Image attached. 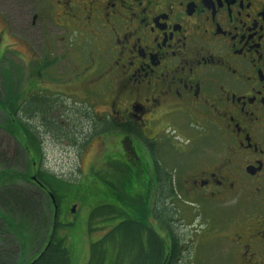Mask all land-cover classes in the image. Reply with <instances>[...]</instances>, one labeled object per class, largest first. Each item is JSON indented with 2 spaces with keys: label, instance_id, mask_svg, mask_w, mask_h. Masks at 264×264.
<instances>
[{
  "label": "flooded vegetation",
  "instance_id": "obj_1",
  "mask_svg": "<svg viewBox=\"0 0 264 264\" xmlns=\"http://www.w3.org/2000/svg\"><path fill=\"white\" fill-rule=\"evenodd\" d=\"M40 1L57 28L90 38L104 63L91 81L108 93L104 110L93 117L81 110L80 127L88 143L117 139L107 146V181L118 188L115 204L125 201L123 214L131 200L142 215L141 243L120 261L112 246L106 256L120 264H211L216 246L215 264H264V0ZM14 87L16 108L30 103L33 111L40 101L48 111L47 88L34 83L21 97ZM42 123L35 131L45 134ZM18 144L27 156L29 142ZM40 158L25 174L54 216L36 260L66 239L59 232L67 225ZM10 188L5 198L24 204L21 188ZM112 215L110 232L121 223Z\"/></svg>",
  "mask_w": 264,
  "mask_h": 264
},
{
  "label": "rangeland",
  "instance_id": "obj_2",
  "mask_svg": "<svg viewBox=\"0 0 264 264\" xmlns=\"http://www.w3.org/2000/svg\"><path fill=\"white\" fill-rule=\"evenodd\" d=\"M46 7L40 0H0V101L5 99L4 80L8 88L14 85L17 93L21 91V97L26 96L25 91L32 84L39 83L38 91L47 88L55 106L50 118L58 121L64 131L74 133L83 125L81 110H90L92 117L93 113L100 116L104 110L108 93L91 82L93 76L103 73L104 63L90 38L80 40L74 33L57 28L52 20L58 22L54 11L49 13ZM25 38L28 45H25ZM47 54L52 64L43 68ZM89 90L93 92L91 97ZM11 104L15 106V102ZM8 117L0 106V185L4 189L0 209L1 263L3 260L8 264L32 263L40 256L47 232L52 229L53 205L34 193L25 174L41 156L45 172L59 180L54 188L63 211L60 220L67 224L61 228L59 236H65L67 240L65 245L70 252L71 264H90L93 252L99 258V248L93 249V246L108 235L109 226L113 224L110 216H98V211L96 220L91 223L92 210L104 204L100 210L112 213L113 207H119L113 196L118 188L108 183L106 172L107 146L117 139L96 138L76 150L68 140L61 142L57 136L39 132L42 134L39 140L41 154L31 145L27 147V157L18 144L19 141L23 146L27 145L24 136L16 131ZM10 187L21 188L29 203L26 199L23 204V200L5 198L11 193ZM101 194L105 195L101 197ZM74 206L76 210L72 213ZM182 227H186L185 223ZM186 234L187 231L184 238ZM105 246L107 243L104 242L102 247ZM215 248L209 255L211 264L220 260L218 248Z\"/></svg>",
  "mask_w": 264,
  "mask_h": 264
},
{
  "label": "trees",
  "instance_id": "obj_3",
  "mask_svg": "<svg viewBox=\"0 0 264 264\" xmlns=\"http://www.w3.org/2000/svg\"><path fill=\"white\" fill-rule=\"evenodd\" d=\"M3 87L5 91V99L3 102L0 101V106L7 113V116L12 117V115H16L18 117V119L14 123L16 131L21 132L24 136V141L29 142L30 145L37 146V141L41 139L42 134H39V131L36 132L35 130H37V128H43V121H46L44 127L48 128V132L45 133L46 135L52 134L53 137L57 136V140H61V142L64 140H68L76 150L79 149L78 147L82 146L88 140L89 136L86 135L85 132L82 133V130H84V128H82L83 126L79 127L76 132L73 133L71 131L70 133L67 132L68 130L64 131L59 126L58 121L52 120L50 118V114H52L53 109L55 108L52 101L49 104L48 111L46 107L44 109L47 112L41 110V102L39 100V102L35 103L33 111L32 105L30 103L16 108L11 104L13 98L12 86L8 88L5 85L4 80ZM32 130L35 133H33ZM48 179L51 181L50 186L53 189L54 194L57 195L58 193L54 187H56L55 183L59 182L58 178L49 174ZM128 191L130 190L128 189ZM104 195L105 194H101V197ZM124 202L119 201V203L116 204L119 207H117L116 209L114 207L112 208L114 212H117V219L121 223L116 228H114V230L107 236L98 241L96 245L94 244L95 246H93V249L97 247L99 248V258L95 257V252L92 251L93 258L90 264H120L118 262H114V259H112L111 257L109 259V257L106 256L109 248L108 246H112L113 252L116 253L115 260L120 261L124 259V254H126L127 250H132L134 249V246H137L141 243V212H139L137 208H135L134 211H131L132 209H134V206L131 205V200H128L125 204L129 206V214H123L125 212L122 211L123 207L121 208V206L124 204ZM26 203L28 204L29 202ZM109 206L110 205L107 203V208H110ZM103 207L104 204L100 208ZM100 208H98V216L103 215L102 217H105L106 215L107 218V216L112 215L109 212L103 213ZM125 209H127V207H125ZM96 214V212H93V215L90 216L91 223L96 220ZM106 220L107 219H105L104 223L106 222ZM66 241V239H60L56 242L53 241L49 249L44 252L42 256L34 262V264H71L70 253L65 245ZM104 242L107 243V247L105 246V248L102 247V244Z\"/></svg>",
  "mask_w": 264,
  "mask_h": 264
},
{
  "label": "water",
  "instance_id": "obj_4",
  "mask_svg": "<svg viewBox=\"0 0 264 264\" xmlns=\"http://www.w3.org/2000/svg\"><path fill=\"white\" fill-rule=\"evenodd\" d=\"M72 213H75V209L72 210Z\"/></svg>",
  "mask_w": 264,
  "mask_h": 264
}]
</instances>
